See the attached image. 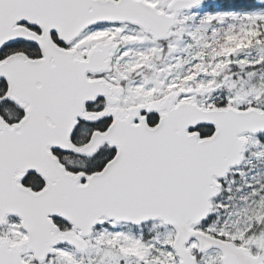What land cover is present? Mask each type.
Returning <instances> with one entry per match:
<instances>
[{
	"label": "snow or ice",
	"instance_id": "6c2138e0",
	"mask_svg": "<svg viewBox=\"0 0 264 264\" xmlns=\"http://www.w3.org/2000/svg\"><path fill=\"white\" fill-rule=\"evenodd\" d=\"M0 264H264V0H0Z\"/></svg>",
	"mask_w": 264,
	"mask_h": 264
}]
</instances>
